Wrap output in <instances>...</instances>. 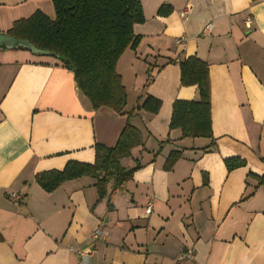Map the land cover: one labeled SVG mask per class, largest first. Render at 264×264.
Instances as JSON below:
<instances>
[{
  "label": "crops",
  "instance_id": "crops-1",
  "mask_svg": "<svg viewBox=\"0 0 264 264\" xmlns=\"http://www.w3.org/2000/svg\"><path fill=\"white\" fill-rule=\"evenodd\" d=\"M141 1L142 39L117 66L123 112L93 109L54 58L0 49V264H264V0ZM162 5L172 12L159 15ZM37 11L55 18L52 0H0V32ZM191 55L208 64L213 138L170 127L174 102L199 91L167 62ZM150 95L156 114L138 108ZM127 123L143 144L121 165L140 167L116 194L99 200L86 176L51 192L37 183L69 161L93 163ZM232 158L244 164L229 170ZM97 229L107 239L93 243Z\"/></svg>",
  "mask_w": 264,
  "mask_h": 264
},
{
  "label": "trees",
  "instance_id": "trees-1",
  "mask_svg": "<svg viewBox=\"0 0 264 264\" xmlns=\"http://www.w3.org/2000/svg\"><path fill=\"white\" fill-rule=\"evenodd\" d=\"M258 1V0H254ZM55 18L35 12L28 18L14 22L6 32L16 38L27 39L53 55L50 56L61 66L74 73L78 90L90 101L93 109L109 107L123 112L127 104V93L117 70L118 62L128 49L135 50L142 37L135 32V25L144 23L146 18L141 0H52ZM171 5H162L159 15H169ZM5 50V49H4ZM57 55L60 56L57 57ZM179 63L183 86H196L197 100L177 99L174 102L170 127L180 128L184 137L213 138L211 128V90L209 68L206 61L196 55L178 61L169 59L167 63ZM159 66V68H161ZM158 68V69H159ZM148 82L153 79L149 74ZM147 85V82H146ZM161 100L147 96L138 107L156 114ZM143 144L141 131L127 123L114 147L97 144L93 163L69 161L61 170L54 169L37 174L36 181L46 191L51 192L69 180L91 177L98 190L99 200L116 194L124 184L132 179L140 167L125 168L121 159L128 157L132 149ZM182 156L181 151H172L166 161V169H172ZM228 169L244 164L237 159L226 161ZM112 182V190L108 185ZM264 186V174L259 178Z\"/></svg>",
  "mask_w": 264,
  "mask_h": 264
},
{
  "label": "water",
  "instance_id": "water-1",
  "mask_svg": "<svg viewBox=\"0 0 264 264\" xmlns=\"http://www.w3.org/2000/svg\"><path fill=\"white\" fill-rule=\"evenodd\" d=\"M27 48L34 54L53 55L54 53L38 48L32 42L23 38H16L7 33L0 32V49ZM57 57L60 58L59 55Z\"/></svg>",
  "mask_w": 264,
  "mask_h": 264
},
{
  "label": "built area",
  "instance_id": "built-area-1",
  "mask_svg": "<svg viewBox=\"0 0 264 264\" xmlns=\"http://www.w3.org/2000/svg\"><path fill=\"white\" fill-rule=\"evenodd\" d=\"M187 13H189V9L186 8L183 10L182 15H186ZM211 28V24H208L204 30H209ZM13 196L17 199V200H23L24 196L20 195L16 192L13 193ZM146 212L150 213L151 212V207L149 206L148 208H146ZM91 241L94 243L98 240H106L107 239V233L102 231L101 229H97L95 231L92 232L91 236H90ZM188 257L193 258L194 256V251L192 249H189L187 252Z\"/></svg>",
  "mask_w": 264,
  "mask_h": 264
},
{
  "label": "rangeland",
  "instance_id": "rangeland-1",
  "mask_svg": "<svg viewBox=\"0 0 264 264\" xmlns=\"http://www.w3.org/2000/svg\"><path fill=\"white\" fill-rule=\"evenodd\" d=\"M27 52V51H26ZM47 58V59H46ZM51 57L50 56H47V57H39V56H33V55H31V60H36V61H40V60H48V59H50ZM122 83H123V81H122ZM126 108H127V106H126Z\"/></svg>",
  "mask_w": 264,
  "mask_h": 264
}]
</instances>
